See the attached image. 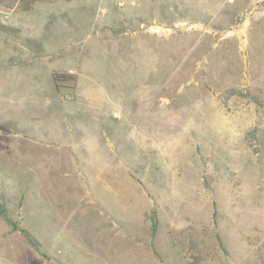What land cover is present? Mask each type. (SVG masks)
I'll return each instance as SVG.
<instances>
[{
    "label": "rangeland",
    "instance_id": "obj_1",
    "mask_svg": "<svg viewBox=\"0 0 264 264\" xmlns=\"http://www.w3.org/2000/svg\"><path fill=\"white\" fill-rule=\"evenodd\" d=\"M34 5L1 26L0 264H264V0Z\"/></svg>",
    "mask_w": 264,
    "mask_h": 264
},
{
    "label": "trees",
    "instance_id": "obj_2",
    "mask_svg": "<svg viewBox=\"0 0 264 264\" xmlns=\"http://www.w3.org/2000/svg\"><path fill=\"white\" fill-rule=\"evenodd\" d=\"M38 2H41V0H0V11L2 12H28L31 10L32 6ZM52 80L54 83V86L56 90H60L62 88H65L66 84L73 82L74 77L72 75H66V74H52ZM8 220V218H6ZM12 223V222H11ZM13 225H15L13 223ZM156 225L152 224V233L155 232ZM27 242L35 248H38L37 244L23 232Z\"/></svg>",
    "mask_w": 264,
    "mask_h": 264
},
{
    "label": "crops",
    "instance_id": "obj_3",
    "mask_svg": "<svg viewBox=\"0 0 264 264\" xmlns=\"http://www.w3.org/2000/svg\"><path fill=\"white\" fill-rule=\"evenodd\" d=\"M39 3V6H40V2H38ZM38 3H36L34 6V8H36L37 7V4ZM33 10V9H32ZM30 12H31V10L30 11H28V12H25V13H22V14H19V16H30L31 14H30ZM0 13H4V12H2V11H0ZM7 14H11V15H9V16H5V17H2V15L3 14H1V16H0V40H3V38H4V35H5V33H3V29L1 28V26H5V25H7V26H5V27H8V26H14L15 24H13L12 22H11V16H13V14H15L14 12H9V13H7ZM19 16H18V18H19ZM17 17V16H16ZM18 18H16V20L18 19ZM10 23V24H9ZM35 32L36 31H34V32H27V34L25 33H21L22 35H28L29 37H31L33 34H35ZM22 35H20V36H22ZM24 37V36H23ZM21 52H24L23 53V55H25V54H28L27 53V49L26 48H24V47H22V48H20L19 49ZM54 69L51 71V70H47L46 71V74L51 78L52 77V73L53 72H56L58 69H60V67L59 66H55V67H53ZM49 89H50V91H51V94H53V97H54V99L56 100V101H58V92L56 91V88H55V86H54V83H53V80L51 79V82H50V87H49Z\"/></svg>",
    "mask_w": 264,
    "mask_h": 264
},
{
    "label": "built area",
    "instance_id": "obj_4",
    "mask_svg": "<svg viewBox=\"0 0 264 264\" xmlns=\"http://www.w3.org/2000/svg\"><path fill=\"white\" fill-rule=\"evenodd\" d=\"M67 100L69 99V98H66ZM71 99V98H70Z\"/></svg>",
    "mask_w": 264,
    "mask_h": 264
}]
</instances>
